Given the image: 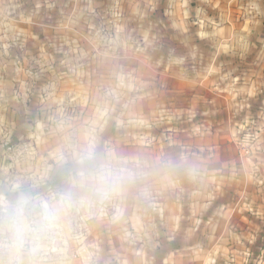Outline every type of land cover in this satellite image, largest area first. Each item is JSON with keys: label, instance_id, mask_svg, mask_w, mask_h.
I'll return each mask as SVG.
<instances>
[{"label": "crops", "instance_id": "0c3cea01", "mask_svg": "<svg viewBox=\"0 0 264 264\" xmlns=\"http://www.w3.org/2000/svg\"><path fill=\"white\" fill-rule=\"evenodd\" d=\"M0 2L13 11L10 0ZM53 4L56 13L84 14V28L113 31L118 42L108 32L95 42H117L120 54L100 53L90 58L101 63L96 69L88 62L85 71L74 64L58 74L68 76L72 97L84 99L81 109L93 111L83 124L68 116L75 124L67 119L72 130L64 135L65 126L51 129L36 116L0 141L2 205L26 198L34 224L41 204L56 206L55 223L68 225L70 241L83 239L74 249L71 241L69 253L86 256L53 264H90L91 253L104 256L91 264H264V0ZM85 40L54 42L93 44ZM126 45L136 47L131 56L121 54ZM125 78L135 80L128 86L139 97L127 109L104 98L110 79L109 92L124 93ZM245 143L249 150L241 149ZM78 222L84 227L73 235ZM44 232L37 228L26 240L33 244L23 264L49 251ZM59 243L53 252L65 253Z\"/></svg>", "mask_w": 264, "mask_h": 264}, {"label": "rangeland", "instance_id": "374dc122", "mask_svg": "<svg viewBox=\"0 0 264 264\" xmlns=\"http://www.w3.org/2000/svg\"><path fill=\"white\" fill-rule=\"evenodd\" d=\"M10 2V4L14 5L12 12L10 11L12 6L7 8L6 11L1 7L3 4L0 2V141L5 139L8 133H16L15 128L19 126L23 120L27 118L35 120L36 116H40L44 118V120L48 119V122L44 121V123H49V125L53 126L51 129H54V127L56 128L57 123L65 126L62 127L63 129L61 130V133L65 135L69 133L70 130L68 128L69 124L64 125L67 123L66 120L69 119L68 116H80L81 120H77L76 122L83 124L80 122L83 116L86 114L87 116H92L91 113H93V111H90L88 106L85 110L81 109L85 108L84 104H81L84 99L81 95L78 96V101L72 97L73 93L68 90L71 86V81L68 80L69 78L63 79L68 76L59 78L58 74L65 75L64 73L72 69L74 64L79 70L85 71L88 64L90 68L96 69V64L100 66L101 63H96V61L90 62L92 56L105 52L108 53V55H112L113 53L120 54V52L116 50V45L119 41L118 37L116 34L114 35V32L110 29L104 31L94 28L89 29L88 27L84 28V14L75 16L69 13H56L53 4L55 0H10ZM110 20L111 18H109V21ZM69 22L71 23L70 28H68L67 24ZM60 25H62V27L66 26V28H59L62 30H58L57 28L60 27ZM105 32H108L110 43H114L115 38H117L116 45L102 47V44H96L95 40H100L101 36H106ZM63 37L82 41L83 43L86 42L85 39H91L93 44H84L83 46H74L70 44V47L67 44L64 47L55 45V39ZM147 48H149V46H147ZM135 51L136 47L126 45L123 51L121 50V54L131 56ZM155 52L163 54L164 51L163 49H157ZM165 52L167 51L165 50ZM63 54L74 55L76 57V62L73 64L72 62L71 64L60 62L59 55ZM132 64L133 63H128V68H131ZM112 65L114 67H112ZM109 66L111 69L117 68L115 62H109ZM84 78L85 76L76 81V88H82V83H80V81L84 82V80H86ZM92 78V84H96L97 87H100V80L97 79L96 76ZM112 80L114 79L108 81L107 87L109 86L110 88H108L104 94L105 100L109 99L110 104L115 105L116 103H123V107L127 109L129 106L133 105L136 99H139L133 91L129 90L130 86H128V84L133 85L134 79L125 78L124 93L119 91V93L115 92L116 94L110 93L111 89H113L111 87L113 83ZM92 84L90 82V85ZM101 91L102 90H94V93L98 96ZM117 99L119 100L117 101ZM93 107H95V105H93ZM117 108L118 107H114L113 110L110 109L109 113L111 111L114 113ZM97 117H99V115H97ZM97 117L92 120V129L95 128V124L100 119ZM69 120L71 123L73 122L75 124V118ZM12 124L14 126H12ZM64 129L66 131H64ZM241 149L249 150V146L245 143L241 146ZM1 197H4L3 193L0 194V203L2 204L1 200L3 198ZM49 206L51 207V205ZM53 209L55 210V214H57L56 206H54ZM53 222L51 227L45 228L44 233L47 235L43 239L46 242V247H50L49 251L47 253L37 252L29 254V257L26 256L25 259L27 264H33L32 262L39 264L44 261L53 264L52 262H55L56 259L59 258H61L62 261L68 262L70 257L77 256L78 258H84L86 256L84 253L80 255H75L74 252L69 253L68 248L71 245V241L73 247H70V249H74V246H79V241L82 242L83 239L77 237L75 239L73 238L75 241L73 239L70 241L71 238L68 225L64 223L60 226L59 223H55L56 221ZM82 224L83 223L78 222L76 224L77 229L75 225V231L73 230L71 234H80V229L84 227ZM55 225H58L59 228L53 227ZM0 229L1 234L3 233L2 235L9 239L6 230L3 228ZM58 232L60 239L55 240L53 236ZM58 243L62 246L63 250L66 251L65 253L53 252L54 250L52 247L56 246ZM30 244L33 243H27L25 241L22 245H18L17 247H5L6 243L0 239V264H23V250L29 248L28 245ZM44 250H46V248ZM100 257L104 256L91 253L87 255V261L91 264L95 259L100 260ZM105 260L110 261L112 258L105 256Z\"/></svg>", "mask_w": 264, "mask_h": 264}, {"label": "clouds", "instance_id": "9594fccd", "mask_svg": "<svg viewBox=\"0 0 264 264\" xmlns=\"http://www.w3.org/2000/svg\"><path fill=\"white\" fill-rule=\"evenodd\" d=\"M30 203L22 198L15 204L5 205L0 209V228L8 233L13 244L22 245L37 228L45 229L52 226L55 219V210L47 203L40 206V220L34 224L28 214Z\"/></svg>", "mask_w": 264, "mask_h": 264}, {"label": "built area", "instance_id": "2783aa9c", "mask_svg": "<svg viewBox=\"0 0 264 264\" xmlns=\"http://www.w3.org/2000/svg\"><path fill=\"white\" fill-rule=\"evenodd\" d=\"M4 207V205H2L1 203H0V209H2ZM0 218H2V214H0ZM1 230V229H0ZM3 234V233H2ZM1 234V232H0V239H2L5 243H6V246L5 247H14V246H18V244H13L12 242H11V240H9L8 238H6V237H4L3 235Z\"/></svg>", "mask_w": 264, "mask_h": 264}]
</instances>
